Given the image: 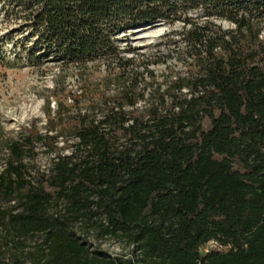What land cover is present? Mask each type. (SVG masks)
Here are the masks:
<instances>
[{
	"label": "trees",
	"instance_id": "1",
	"mask_svg": "<svg viewBox=\"0 0 264 264\" xmlns=\"http://www.w3.org/2000/svg\"><path fill=\"white\" fill-rule=\"evenodd\" d=\"M9 2L28 66L104 62L130 84L100 113L64 122L72 152L36 184L24 157L38 136L7 146L0 198L13 205L0 209V231L14 254L0 264H264V0ZM162 22L184 25L186 69L147 95L137 79L152 73L121 56L117 37ZM82 222L131 253L91 251ZM28 240L37 247L24 253Z\"/></svg>",
	"mask_w": 264,
	"mask_h": 264
},
{
	"label": "rangeland",
	"instance_id": "2",
	"mask_svg": "<svg viewBox=\"0 0 264 264\" xmlns=\"http://www.w3.org/2000/svg\"><path fill=\"white\" fill-rule=\"evenodd\" d=\"M9 1L0 0V57L10 63L9 66L0 65V174L5 167L7 146L23 140L28 135L26 130H29L38 136V140L33 154L25 155L24 164L28 170L27 179L36 184V179L50 173L59 156H68L72 152L74 142L68 131L63 129L64 122L76 116L80 109L91 115L100 113L104 110L102 100L116 97L130 82L120 80L114 65L104 62L68 66L43 60L36 67L28 66L25 59L21 61L18 57L30 47L31 42L24 21L8 5ZM211 22L223 31L234 29L224 21ZM184 28L182 23L162 22L153 27L129 30L117 37L121 56L134 60L140 73H145V67L152 73L144 74L146 80L137 79L140 92L145 91L148 95L150 86L164 83L169 75L184 73L185 54L179 36ZM260 30V38L264 40V22L260 24ZM147 104L145 100L139 102L138 107L143 108ZM12 205L0 198L3 211ZM77 230L86 238L91 251L112 256L131 253L124 239L103 237L95 224L82 222L77 225ZM5 235L0 231V256L8 263L14 250L4 246ZM36 243L28 240L24 253L35 251Z\"/></svg>",
	"mask_w": 264,
	"mask_h": 264
},
{
	"label": "built area",
	"instance_id": "3",
	"mask_svg": "<svg viewBox=\"0 0 264 264\" xmlns=\"http://www.w3.org/2000/svg\"><path fill=\"white\" fill-rule=\"evenodd\" d=\"M216 247V245L214 243H211L208 245V247L206 248V251H208L210 248Z\"/></svg>",
	"mask_w": 264,
	"mask_h": 264
}]
</instances>
